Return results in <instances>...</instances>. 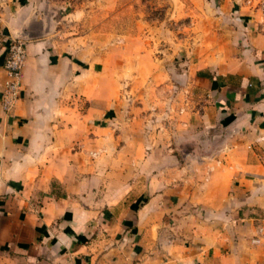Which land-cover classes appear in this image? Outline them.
<instances>
[{
	"label": "crops",
	"instance_id": "crops-1",
	"mask_svg": "<svg viewBox=\"0 0 264 264\" xmlns=\"http://www.w3.org/2000/svg\"><path fill=\"white\" fill-rule=\"evenodd\" d=\"M53 2L0 0V91L10 38L26 46L20 97L9 113L0 105V264H264L256 0L235 1L228 51L181 75L189 96L174 127L209 141L208 152L186 151L185 164L173 166L175 152L151 146V133L147 150H116L128 163L142 160L118 164L115 201L107 166L77 164L80 154L91 161L87 148L105 130L93 120H109V92L99 88L106 78L101 69L94 87L99 71L77 54L71 11Z\"/></svg>",
	"mask_w": 264,
	"mask_h": 264
},
{
	"label": "rangeland",
	"instance_id": "rangeland-1",
	"mask_svg": "<svg viewBox=\"0 0 264 264\" xmlns=\"http://www.w3.org/2000/svg\"><path fill=\"white\" fill-rule=\"evenodd\" d=\"M235 1L54 0L56 8L71 11L68 28L77 36L78 56L99 71L93 78L94 87L100 84L101 69L106 78L99 88L109 92V120H93L105 130L94 134L97 140L87 148L95 152L91 161L87 154H80L77 164L108 167L111 201L116 199L112 190L116 189L118 164L135 166L142 160L138 156L137 162L128 163L116 150H147L151 133V146L175 152L169 159L173 166L185 164L182 155L186 151L208 152L209 141L201 139L197 144L174 127L189 96L181 75L187 66L203 64L205 56L229 50V39L237 31ZM77 102L80 118L85 105L80 97ZM79 144L78 149L83 146ZM206 160L199 163L192 158L190 162L202 166L211 162Z\"/></svg>",
	"mask_w": 264,
	"mask_h": 264
},
{
	"label": "built area",
	"instance_id": "built-area-1",
	"mask_svg": "<svg viewBox=\"0 0 264 264\" xmlns=\"http://www.w3.org/2000/svg\"><path fill=\"white\" fill-rule=\"evenodd\" d=\"M258 15L257 28L264 34V0L255 3ZM26 56V46L22 39L10 38L2 64L5 79L0 91V105L5 113H9L21 94L22 68Z\"/></svg>",
	"mask_w": 264,
	"mask_h": 264
}]
</instances>
